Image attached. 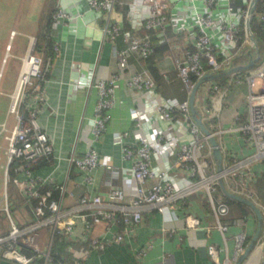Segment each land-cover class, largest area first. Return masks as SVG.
I'll return each mask as SVG.
<instances>
[{
  "label": "built area",
  "instance_id": "obj_1",
  "mask_svg": "<svg viewBox=\"0 0 264 264\" xmlns=\"http://www.w3.org/2000/svg\"><path fill=\"white\" fill-rule=\"evenodd\" d=\"M253 1H86L89 13L102 25L103 41L111 45L112 57L116 62L114 73L104 79L91 81L88 86L94 87L98 96L92 125L93 144L99 142L106 134L107 124L112 120L109 110L114 107L115 94L122 84L139 93L156 87L146 69L137 73L128 63L130 57H135L140 63L153 55L152 38H156L160 45L169 46L176 77L180 82L181 91L186 95V100L182 102L164 101L147 112L134 113V126L138 130H142L148 116H152L170 126L180 120L179 132L170 135L156 134L152 142L140 139L134 146L124 143L126 133L115 134L121 146L122 160L130 163L129 172L123 176L133 185L127 205H122L126 199L124 191L114 187L112 183L105 200L99 195H84L77 199L74 207L68 209L63 206V198L67 194L65 185L57 186V200L52 199L51 191H40L44 182L32 176V169L39 161L52 156V148L37 123V113L43 100L39 86L42 78V60L33 54L34 39L30 40L29 50L20 60L14 91L10 95L8 114L15 118L16 124L10 131L3 124L1 133L6 141V182H11L27 203L34 200L37 204L31 211L32 222L19 227L10 214L5 195L2 210L7 218L9 231L6 236H0L1 259L16 264H33L39 258L43 264H53L49 250L42 253L36 245L37 232L44 228L50 230L51 239L58 237L72 243L80 226L79 243L85 242L95 250L104 251L112 244L122 243L123 235L119 233L107 238V233L118 223L123 225L126 233H130L133 227L139 225L143 212L170 214L194 195H202L205 198L214 220L212 228L224 236L232 225L221 222L229 212L226 203L214 199L216 188L220 187V178L230 193L251 200L259 207L264 217V205L246 188L247 179H255L251 174V163L264 159V40L263 51L260 52L258 38L250 28L255 40V43L252 42L246 29ZM82 17L80 13H67L57 6L52 20L54 23L62 20L66 24H75ZM254 18L261 25V33L264 36V0L256 1L249 25ZM13 35L11 32V36ZM118 41L122 43V48L118 47ZM245 47L247 63L244 67L249 62H252V65L248 70L243 69L244 71L240 72L235 69L243 67H237L234 63L239 61L238 58ZM58 52L59 46L54 44L48 53L51 56ZM255 65L257 67L252 69ZM223 73L229 75L230 82L247 83L244 121L240 122L239 117H235L233 123L219 128L212 122L213 119H218L219 114L205 105L200 109L196 105V96L195 107L201 115L202 123L206 120L213 128V133L209 132L215 138L223 131L237 132L246 148L252 150L253 154L242 159L231 154L222 156V172L217 173L209 138L194 123L188 101L200 79L207 74L219 76ZM31 89L34 100L21 112L20 107L25 101V95ZM218 90V85L214 84L208 91H202L201 96L205 98V95H214ZM180 132H184L189 140L181 142ZM92 143H86V150L81 157L73 154L69 157V163L83 174V183L88 187L93 185L92 173L102 166L100 156ZM161 150L168 152L171 163L169 166L155 168L151 165V159L158 156ZM13 162H18V165L10 175L9 166ZM105 169L111 173L112 179H117V170L111 166H105ZM69 195L72 197V194ZM184 223L188 229H197L200 226L199 220L190 215L184 216ZM100 225L105 228V232L96 238L93 233ZM247 239L242 230L233 236L232 258L226 259L223 264L236 263L248 244ZM22 249L32 251L34 256L27 257L21 253ZM207 254L218 263L216 246L210 245ZM140 255L145 256V251L141 250ZM74 257L77 260H74L73 264H84L79 261L81 257ZM260 264H264V258Z\"/></svg>",
  "mask_w": 264,
  "mask_h": 264
},
{
  "label": "crops",
  "instance_id": "obj_2",
  "mask_svg": "<svg viewBox=\"0 0 264 264\" xmlns=\"http://www.w3.org/2000/svg\"><path fill=\"white\" fill-rule=\"evenodd\" d=\"M86 1L44 0L36 21L29 20L28 25L24 27L14 25L9 29L8 36L0 41V137L3 136V142H0V152L6 161V141L1 133V126L5 124L10 131L16 124L15 118L8 114L10 95L14 91L21 65L20 60L27 54L30 40L34 39L33 49L37 43L41 51L44 49L46 51V59L41 65L42 78L39 86L43 100L37 113V123L52 148V156L45 159L46 162L38 167H34L32 176L44 182L40 188L41 192H58L57 186L65 185L67 194L63 198V206L66 209L74 207L77 199L84 195H99L105 200L111 189L110 183L124 191L126 199L122 205L128 204L133 185L123 176L129 172L130 163L121 158V146L115 137L116 133H126L124 143L134 146L140 139L152 142L156 134L170 135L173 132H179L180 127V120H176L170 126L159 122L152 116H148L142 130L134 126L136 111L147 112L164 101L179 102L171 98L175 92L183 95L180 91L178 92L179 83L174 82V75H176L174 67L167 69V64L163 63L166 57H169L172 62V52L169 50V53L165 54L158 63V70L167 81V86L174 84L175 91L167 90L168 96L164 97L157 86L152 90L139 93L122 84L115 94L114 107L109 110L112 120L107 124L106 134L99 142L92 143V125L98 96L97 90L88 86L91 81L104 79L114 73L116 62L112 57L111 45L103 41L102 25L89 13ZM49 6L52 11L50 13L51 25L48 28L45 25V14ZM57 6L67 13H80L83 17L79 18L75 24H66L62 20L54 23L52 16ZM11 32L14 33L13 36ZM48 43H50L49 47H47ZM54 44L59 46V52L50 56L49 48ZM117 44L119 48L123 47L121 42L118 41ZM37 56L43 60L42 52ZM144 61L138 63L135 57H130L128 63L134 72L139 73L142 69H146ZM149 76L151 77L150 74ZM214 84L218 85L220 89L218 92L214 95L208 94L207 97L205 95V98L203 95L197 97L199 92L208 91ZM32 93V89L30 94L26 93L25 101L20 107L21 112L24 111L26 105L32 104L34 100ZM247 93L248 86L245 81L230 82L227 74L201 85L196 93V105L200 109L205 105L219 114L218 119H213L212 122L216 123L219 128H223L225 124L233 123L235 117H239L240 122L244 121ZM203 121L206 122V120ZM179 138L181 142L189 140L184 132L179 133ZM216 140L222 156L231 154L242 159L253 154L252 150L246 148L237 132L223 131L216 137ZM87 142L92 143V146L96 148L102 164L92 173L93 185L91 187L84 185L83 174L69 163V157L72 154L76 157L82 156ZM2 159L0 157V162ZM170 163L171 157L165 150H161L158 156L151 159V165L155 168L169 166ZM105 166H111L118 171L117 179L111 178V173L105 169ZM5 168L6 162L3 165L0 164V236H6L9 231L7 218L2 210L5 195L8 202L9 190H13L11 191L13 198L15 194H19L14 185L12 187L9 182H6ZM250 170L255 179H247L246 188L252 192L259 203L264 205V159L251 163ZM69 194H72V197ZM218 199L222 201L221 197ZM205 201L202 195H194L170 214L162 215L156 211L143 212L139 225L133 227L130 233H126L123 225L118 223L111 229V232L107 233V238L119 233L123 235V241L120 244L108 246L104 251L95 250L85 242L79 243L80 226L74 234L72 243L66 240L63 242L69 246H67V252L72 254L73 259L77 260L74 256L81 257L79 261L84 264H216L207 254V248L210 245L216 246L218 250L217 264H223L226 259L232 258L233 236L238 231H244L247 237L253 235L256 225L255 216L253 214L244 217L242 223L232 225L222 236L212 228L214 220L210 211L205 207ZM186 215L198 219L199 228H186L184 223ZM206 227L209 229L207 230ZM104 232L105 228L100 225L95 229L93 236L99 238ZM56 238L51 239L50 230L44 228L37 232L36 245L42 253L49 250L51 254ZM256 246V251L261 257L258 262L260 264L264 258L263 233ZM141 250L145 251L143 257L140 255ZM72 262L74 261L69 264H73Z\"/></svg>",
  "mask_w": 264,
  "mask_h": 264
},
{
  "label": "trees",
  "instance_id": "obj_3",
  "mask_svg": "<svg viewBox=\"0 0 264 264\" xmlns=\"http://www.w3.org/2000/svg\"><path fill=\"white\" fill-rule=\"evenodd\" d=\"M51 11H52V9L50 10V6H49V9L47 10V13L45 14V25H47V27L51 25V23H50V13H51ZM250 28H251V31L254 33L255 37L258 38V47H259L260 52L263 51L262 42L264 40V36L261 33V25H259L256 22L255 18L252 19ZM48 32H49V30H48ZM151 41H152V44H153V47H154V53H153V55L150 58L145 60L143 63L145 65V68L148 70L149 74L151 75V77L154 79V82H155V84L157 86V89H159L160 93L161 94L163 93L162 95H164V97H165V96H168L167 95V90L175 91L174 90V84L171 85V86H167V81L159 73L158 63L162 60V58L165 56V54L169 53V46L160 45L157 42L156 38H152ZM49 45H50V43H48V46L46 44L47 47H49ZM41 52L43 54L42 62H44L45 59H46V51H45V49H44V51H41V47L36 43L34 45L33 54L37 56ZM236 63H238V62H236ZM255 67H257V65L253 66L252 69H254ZM243 71H244L243 69H240V72H243ZM224 75H227V74L223 73V74H221L219 76H214V79H218L219 77H222ZM174 78H175L174 82L177 81L179 83V85H180V82L177 79L176 75H174ZM179 91L181 93H183L181 91V85L178 88V92ZM30 93H31V90H28L27 94H30ZM171 96H172L171 97L172 100L175 98L176 100H179V102H182V101L186 100V95L184 93L182 95V94H178L177 92H175V94H172ZM167 98H169V97H167ZM203 125L205 126V128L208 131L213 133V128H211L209 126L208 122L204 121ZM43 162H46V161L45 160L39 161V163L37 164V167ZM17 165H18V162H13L9 166V174L10 175H12L13 168L16 167ZM10 184L12 185V187H14L11 182H10ZM11 191H13V190H11ZM11 191L9 190V194H8V207H9V210H10V214H11V208L12 207H14V206L20 207L21 206V207L25 208L28 211V213L32 216V213H31L32 208L37 204V202L32 200L29 203H27L19 194H15V196L13 198L12 194H11L12 193ZM51 194H52V199H57L58 196H59L58 192H51ZM218 197H221V200L224 203H226V205L228 206V209H229L228 215L222 218V222L223 223H227L229 225L242 223L244 217H246L248 215H251V216L253 215L252 211L248 207L242 205L241 203H239L237 201H234V200L226 197L224 195V193L222 192L220 187H217L216 191L214 193V199L216 201H219ZM205 202H206L205 207L210 211V208H209V205H208L207 201H205ZM207 209H206V212H207ZM250 238L251 237H248V239H247L248 242H249ZM59 240H60V243H58ZM67 246H66L65 242H63L62 239H59L58 237L56 238L55 247H54L53 252L51 253V256L53 258V264H65V263L69 264V263H71V261H74L72 254L67 252ZM21 253L26 255L27 257H33L34 256V253L32 251L28 250V249H22ZM33 264H43V261H42V259L38 258V259H36L34 261Z\"/></svg>",
  "mask_w": 264,
  "mask_h": 264
},
{
  "label": "rangeland",
  "instance_id": "obj_4",
  "mask_svg": "<svg viewBox=\"0 0 264 264\" xmlns=\"http://www.w3.org/2000/svg\"><path fill=\"white\" fill-rule=\"evenodd\" d=\"M43 1L44 0H0V41L8 36L9 29L13 28L14 25H22L24 27V25H28L29 20L36 21L40 15V8L43 6ZM246 51V47L241 51L242 55L238 58L239 63L236 65L237 67H244L247 63ZM163 63L167 64V69H172L174 67L169 57H166ZM199 95H201L200 92L197 94V97H199ZM2 139L3 136L0 137V142H3ZM0 157L3 158L0 164H5V157L2 156L1 152ZM11 215L16 225L19 227L26 226L32 222V217L29 215L28 211L21 206L12 207ZM256 248L257 246L243 264H258L261 257L260 253L256 251Z\"/></svg>",
  "mask_w": 264,
  "mask_h": 264
},
{
  "label": "water",
  "instance_id": "obj_5",
  "mask_svg": "<svg viewBox=\"0 0 264 264\" xmlns=\"http://www.w3.org/2000/svg\"><path fill=\"white\" fill-rule=\"evenodd\" d=\"M256 1L257 0H254L252 3V6H251L249 14H248L247 25H246L247 34H248L250 40L254 43H255V40H254V37L250 31L249 22H250L252 12L255 8ZM251 65H252V62H249V64L246 65L245 67L238 68L235 70H240V69L248 70ZM213 78H214L213 75L207 74L196 83V85H195V87H194V89H193V91L189 97L188 104H189V111H190V114L192 116L194 123L199 127L201 132L205 136H208V138H209L208 141H209V144L212 148L213 160L215 163L216 172L221 173L222 172V155H221V150H220L219 144H218L216 138L203 125L201 115L195 107V96H196L198 88L201 85L205 84L206 82L211 81ZM218 182H219V186H220L222 192L224 193V195L226 197H228L234 201H237V202L241 203L242 205L248 207L255 216L256 225H255L254 233L251 236L247 246L245 247L243 254L240 255V257L238 258V260L235 263V264H243V262L248 258V256L255 249L260 238L262 237L263 228H264V217H263L262 212L259 209V207L256 206L251 200L244 198L242 196H239V195L232 194L229 191H227L226 188L224 187V184H223V181L221 178L218 180ZM0 264H16V263H12V262H9V261H6V260L0 258Z\"/></svg>",
  "mask_w": 264,
  "mask_h": 264
}]
</instances>
